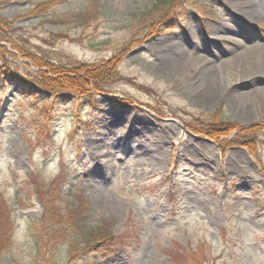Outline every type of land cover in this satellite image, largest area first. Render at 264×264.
<instances>
[{
    "label": "rangeland",
    "instance_id": "obj_1",
    "mask_svg": "<svg viewBox=\"0 0 264 264\" xmlns=\"http://www.w3.org/2000/svg\"><path fill=\"white\" fill-rule=\"evenodd\" d=\"M244 1L0 0V264H264V0ZM47 61L114 73L45 93Z\"/></svg>",
    "mask_w": 264,
    "mask_h": 264
},
{
    "label": "trees",
    "instance_id": "obj_2",
    "mask_svg": "<svg viewBox=\"0 0 264 264\" xmlns=\"http://www.w3.org/2000/svg\"><path fill=\"white\" fill-rule=\"evenodd\" d=\"M166 1L170 2V0H166ZM0 40H2L1 37H0ZM3 50L4 49L2 47H0V52H2L4 54L5 52ZM22 52H23L22 54H24V56H27L29 58V60L31 59L33 62H37L39 60L38 59L39 56H37V55L25 53L24 51H22ZM20 53H21V51H20ZM47 62L44 63L43 66H46ZM48 63H49L50 68H52L56 71H52V75H48V76L42 72H39L38 78H37V80H35V83L38 86V88L44 90L45 93H48V91H47L49 89L48 87L53 88L55 86L58 87L60 90L64 91L62 93L64 95H67L69 93L75 94L76 92H82L83 90H86L87 87L89 86V84L87 82V78L89 80H93L94 83L97 85L101 79L105 80L107 77H110L114 73L113 63L109 62V61L104 62L99 67H96L93 70H87L83 64H80L79 66H74L72 68H66V67L63 68V66H62L61 69L57 70L58 67H56L54 65V62H52V63L48 62ZM63 71L70 72V73L65 74ZM82 72H83V75H85V76L80 78L79 75ZM0 73L3 74V71H0ZM6 77L9 78L10 80H13L16 84H19V85H21V81H22L24 86H26V88H34V85L32 84V86H31V83L29 81H27V84L25 85V81L21 77L13 76L12 74L11 75L6 74ZM49 77L56 78L55 81L52 82L53 85H51V83H50L51 81H49ZM95 87L96 86H94V88ZM48 102H49V105H51L52 100H49ZM236 127H237L236 124L227 123L225 126H219V129H217V130H215V129L213 130L212 127L209 130L206 128H204V129H205V132L208 133L210 136L218 138L220 136H224L226 134V132H228V131L236 128ZM250 130L251 129H247V133ZM244 132H245V130L241 129V133H244ZM231 139L235 140L236 137H233ZM246 145L250 147V145L248 143H246ZM250 149L253 150L251 147H250ZM44 227L46 230H49L48 225H46L45 223H44ZM3 236L4 235L0 236V241L4 240Z\"/></svg>",
    "mask_w": 264,
    "mask_h": 264
},
{
    "label": "bare ground",
    "instance_id": "obj_3",
    "mask_svg": "<svg viewBox=\"0 0 264 264\" xmlns=\"http://www.w3.org/2000/svg\"><path fill=\"white\" fill-rule=\"evenodd\" d=\"M245 3L243 4L242 7H244L245 9H248L250 6H252V4H256V0H246L244 1ZM185 54V53H184ZM178 62H180V60L178 59V61H176V64L178 65ZM205 72V70H203ZM261 70H257L256 73H261ZM264 75V74H263ZM206 75L204 76V79H206ZM206 83V82H205ZM208 84V83H206Z\"/></svg>",
    "mask_w": 264,
    "mask_h": 264
}]
</instances>
